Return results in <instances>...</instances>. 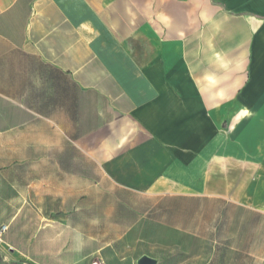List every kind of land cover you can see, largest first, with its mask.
<instances>
[{
  "label": "crops",
  "instance_id": "0c3cea01",
  "mask_svg": "<svg viewBox=\"0 0 264 264\" xmlns=\"http://www.w3.org/2000/svg\"><path fill=\"white\" fill-rule=\"evenodd\" d=\"M86 163L229 207L201 264H264V0H0V206H56Z\"/></svg>",
  "mask_w": 264,
  "mask_h": 264
},
{
  "label": "rangeland",
  "instance_id": "374dc122",
  "mask_svg": "<svg viewBox=\"0 0 264 264\" xmlns=\"http://www.w3.org/2000/svg\"><path fill=\"white\" fill-rule=\"evenodd\" d=\"M85 170L82 190L57 192L58 200L50 202L56 206H0V221L17 214L0 238L7 263L19 249L25 254L21 264H134L143 254L181 264L197 258L201 264L211 237L215 247L223 243L231 209L207 202L204 193L144 196L119 188L87 163ZM14 196L0 190V200Z\"/></svg>",
  "mask_w": 264,
  "mask_h": 264
},
{
  "label": "water",
  "instance_id": "95a60500",
  "mask_svg": "<svg viewBox=\"0 0 264 264\" xmlns=\"http://www.w3.org/2000/svg\"><path fill=\"white\" fill-rule=\"evenodd\" d=\"M158 261L155 260L154 258H151L149 256H143L138 260L137 264H157Z\"/></svg>",
  "mask_w": 264,
  "mask_h": 264
},
{
  "label": "built area",
  "instance_id": "2783aa9c",
  "mask_svg": "<svg viewBox=\"0 0 264 264\" xmlns=\"http://www.w3.org/2000/svg\"><path fill=\"white\" fill-rule=\"evenodd\" d=\"M7 230H8V226L7 225H3L0 228V238L7 232Z\"/></svg>",
  "mask_w": 264,
  "mask_h": 264
},
{
  "label": "trees",
  "instance_id": "16d2710c",
  "mask_svg": "<svg viewBox=\"0 0 264 264\" xmlns=\"http://www.w3.org/2000/svg\"><path fill=\"white\" fill-rule=\"evenodd\" d=\"M0 261H2V257L0 256Z\"/></svg>",
  "mask_w": 264,
  "mask_h": 264
},
{
  "label": "bare ground",
  "instance_id": "6f19581e",
  "mask_svg": "<svg viewBox=\"0 0 264 264\" xmlns=\"http://www.w3.org/2000/svg\"><path fill=\"white\" fill-rule=\"evenodd\" d=\"M95 264H98V263H95Z\"/></svg>",
  "mask_w": 264,
  "mask_h": 264
}]
</instances>
